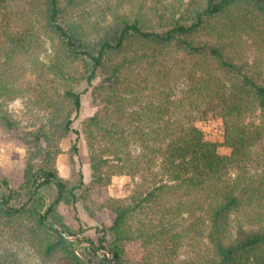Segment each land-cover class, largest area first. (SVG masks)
<instances>
[{
  "label": "trees",
  "instance_id": "obj_1",
  "mask_svg": "<svg viewBox=\"0 0 264 264\" xmlns=\"http://www.w3.org/2000/svg\"><path fill=\"white\" fill-rule=\"evenodd\" d=\"M25 1L32 18L21 30L0 23V130L25 148L19 188L0 184V264H27L14 248L21 245L40 264H130L132 243L143 250L157 245L137 264L166 253L163 264H264V209L257 203L264 176L258 183L245 176L264 133L263 119L252 120L255 112L264 117V84L259 70L233 55L242 35L264 44V0H101L95 18L84 11L98 0ZM39 31L52 60L40 73L37 65L34 80L22 86L14 66L38 55ZM83 83L98 106L82 123L91 185H106L125 170L138 178L130 196L108 200L113 220L96 241L84 237L88 244L68 239L83 231L71 229L58 207L85 203L91 188L82 191L81 170L70 182L55 165L59 139L76 133L72 115ZM24 93L50 111L27 129L3 107ZM209 112L221 119V142L206 140L195 125ZM219 145L230 154H220ZM240 211L247 220L233 224ZM142 213L150 219L133 227ZM182 235L205 241L195 246L196 256L178 261Z\"/></svg>",
  "mask_w": 264,
  "mask_h": 264
},
{
  "label": "rangeland",
  "instance_id": "obj_2",
  "mask_svg": "<svg viewBox=\"0 0 264 264\" xmlns=\"http://www.w3.org/2000/svg\"><path fill=\"white\" fill-rule=\"evenodd\" d=\"M188 2L189 0H183ZM164 5L169 3H177V0H162ZM102 1L94 2L93 4L85 8V14L90 15L95 18L97 16L96 10H100ZM106 7L104 4L103 8ZM31 15L29 13V6L25 0H8V2L0 7V23H3L4 29L8 31L21 30L24 25H26L31 20ZM22 25V26H21ZM40 32V42L41 50L37 56L29 55V57L22 62L19 60L18 65L14 66V75L19 77V83L24 86L29 80L33 81L36 74L34 73L36 66L37 72L44 70L47 65L52 60V49L50 47L49 41L46 39L44 34ZM262 46V48H260ZM264 44L258 36L252 34L250 37L242 35L238 40L233 55L235 61L238 63L247 64V67L251 69L259 70L261 73V83L264 84ZM2 56L0 54V68H1ZM42 69H41V68ZM49 76H46V79ZM99 78L95 81V85L98 84ZM180 83H182L180 81ZM81 91V106L79 111L73 112V130L65 137L59 139L58 146L60 153L56 157L55 165L58 170L59 176L64 180H69L70 182H76L78 179V172L81 170L83 172V181L85 185L82 188L90 187L91 191L86 197V202H77L75 206L66 205L64 203L59 204V212L64 218V222L73 230L77 231L79 228L82 229L83 233L77 234L76 236H81L84 244L88 242L84 241V237H89L96 241L98 238V230L102 227H108L114 217V213L108 208L107 203L110 198H126L130 196L135 183L137 182V175L131 176L127 173V170L123 174L112 175L110 182L106 185H91L90 177L91 171L89 168V155L88 148L86 145L85 132L83 131V121L94 114L98 108L92 103L91 90L92 87H87L85 83L78 87ZM37 95H32L30 93H24L20 97L4 101L5 109L13 119H15L21 128H31L36 127L41 120H44L50 115L48 109H42L39 104H37ZM252 116V120L256 123H261L264 117H259L258 112ZM34 126H31V125ZM195 125L203 132L204 138L208 141H222L223 135V125L221 119L213 112L207 113L205 117L197 118L195 120ZM78 138V139H77ZM77 139L78 155H74L72 152V143ZM130 153L137 156V144H132L129 149ZM218 152L223 155L230 154V149L219 145ZM254 161L250 162L247 167V178L254 180V183H258L260 177L264 176V133L262 139L256 145L254 149V154H252ZM25 158V148L17 145L15 142L11 141L5 134L3 135L0 130V184L1 187H10L13 190H17L22 183V174L24 168ZM115 164L116 162H111ZM235 170L230 169L229 176L233 177L235 175ZM6 183H3V182ZM264 190V187H263ZM83 195V192L80 193ZM264 209V199L261 202H257ZM255 203L254 205H256ZM153 207V206H152ZM153 209V210H151ZM150 211H154L151 208ZM150 215V214H149ZM243 211L237 212L231 216V221L233 224L238 222H244ZM144 218V219H143ZM150 219L148 214H136L134 215L131 224L133 227H137L140 223H146ZM250 219L254 220V217ZM178 223L183 225V221L178 219ZM78 238V237H77ZM76 239V238H75ZM70 239V240H75ZM80 239V238H79ZM205 239L201 237H187L182 235L179 239L178 248L176 252V258L178 261H185L197 255L199 248L204 243ZM12 247L11 243H7ZM158 244V242H157ZM173 246L170 243V247ZM196 246V247H195ZM157 245H148L145 250L140 247L139 243H132L128 249L127 260L130 264H137L143 261V256L147 253L153 255L156 253ZM18 250V254L24 257V261L27 264H40L37 259L31 255V252L26 248L21 246L14 247ZM104 252V251H101ZM160 256L153 259V264H163L166 259Z\"/></svg>",
  "mask_w": 264,
  "mask_h": 264
},
{
  "label": "water",
  "instance_id": "obj_3",
  "mask_svg": "<svg viewBox=\"0 0 264 264\" xmlns=\"http://www.w3.org/2000/svg\"><path fill=\"white\" fill-rule=\"evenodd\" d=\"M77 237L80 238V239H82L81 236H70V237H68V239H75Z\"/></svg>",
  "mask_w": 264,
  "mask_h": 264
}]
</instances>
